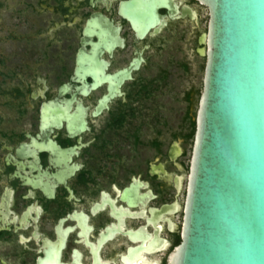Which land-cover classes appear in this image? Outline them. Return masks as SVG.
Wrapping results in <instances>:
<instances>
[{
    "label": "flooded vegetation",
    "instance_id": "flooded-vegetation-1",
    "mask_svg": "<svg viewBox=\"0 0 264 264\" xmlns=\"http://www.w3.org/2000/svg\"><path fill=\"white\" fill-rule=\"evenodd\" d=\"M199 2L9 8L22 30L0 53V264H166L201 87Z\"/></svg>",
    "mask_w": 264,
    "mask_h": 264
},
{
    "label": "water",
    "instance_id": "water-1",
    "mask_svg": "<svg viewBox=\"0 0 264 264\" xmlns=\"http://www.w3.org/2000/svg\"><path fill=\"white\" fill-rule=\"evenodd\" d=\"M198 1L204 63L166 264H264V0Z\"/></svg>",
    "mask_w": 264,
    "mask_h": 264
},
{
    "label": "rangeland",
    "instance_id": "rangeland-1",
    "mask_svg": "<svg viewBox=\"0 0 264 264\" xmlns=\"http://www.w3.org/2000/svg\"><path fill=\"white\" fill-rule=\"evenodd\" d=\"M14 2H17V0H0V53L8 48L13 49L12 52H16V43L10 41L7 36V33L19 34L22 30L21 19L10 16V13H8Z\"/></svg>",
    "mask_w": 264,
    "mask_h": 264
}]
</instances>
